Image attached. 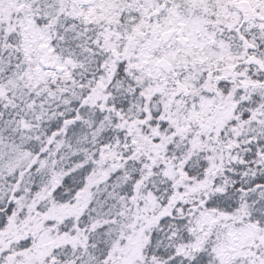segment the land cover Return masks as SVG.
<instances>
[{
    "label": "snow or ice",
    "instance_id": "6c2138e0",
    "mask_svg": "<svg viewBox=\"0 0 264 264\" xmlns=\"http://www.w3.org/2000/svg\"><path fill=\"white\" fill-rule=\"evenodd\" d=\"M0 264H264V0H0Z\"/></svg>",
    "mask_w": 264,
    "mask_h": 264
}]
</instances>
